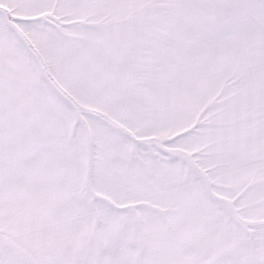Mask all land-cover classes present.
<instances>
[{"label":"snow or ice","instance_id":"1","mask_svg":"<svg viewBox=\"0 0 264 264\" xmlns=\"http://www.w3.org/2000/svg\"><path fill=\"white\" fill-rule=\"evenodd\" d=\"M0 264H264V0H0Z\"/></svg>","mask_w":264,"mask_h":264}]
</instances>
